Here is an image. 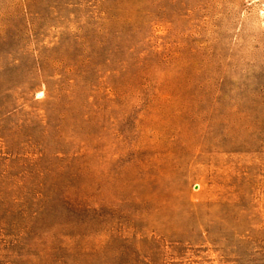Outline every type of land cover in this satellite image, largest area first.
Here are the masks:
<instances>
[{
  "label": "rangeland",
  "instance_id": "obj_1",
  "mask_svg": "<svg viewBox=\"0 0 264 264\" xmlns=\"http://www.w3.org/2000/svg\"><path fill=\"white\" fill-rule=\"evenodd\" d=\"M0 264H264V0H0Z\"/></svg>",
  "mask_w": 264,
  "mask_h": 264
}]
</instances>
